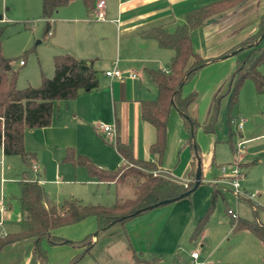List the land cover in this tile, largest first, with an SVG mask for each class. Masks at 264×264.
Wrapping results in <instances>:
<instances>
[{"label": "trees", "instance_id": "obj_1", "mask_svg": "<svg viewBox=\"0 0 264 264\" xmlns=\"http://www.w3.org/2000/svg\"><path fill=\"white\" fill-rule=\"evenodd\" d=\"M72 1H81L88 13L95 11L98 2V0H42L41 17L47 23L46 34L51 29L49 20ZM249 1L219 0L189 11L182 21L172 28H155L142 34L146 39L155 40L160 48L174 52L169 72L160 69L145 71L146 78L156 90L154 100L143 101L141 104L142 119L156 129V141L150 147L153 161L137 160L132 147L120 139H116L113 146L125 163L116 170L102 169L74 148L66 149L64 161L76 168L87 167L91 176L102 183H115L118 188L130 185L133 188V197L127 199L117 197V201L111 206L84 204L76 198H69L58 204L50 198L38 180L24 176L20 181V195L17 198L21 214L17 222L19 230L0 237V251L15 242L32 239V254L38 264L48 262L47 245L70 244L77 249L82 248L84 253L79 257L81 259L93 247L94 235L75 242L57 236V230L93 218L96 220L98 232H103L115 224L129 222L136 217L134 214L137 211H141V215L149 211V206L178 198L194 188L198 162L201 161L200 148L195 140L200 123L191 116L190 110L197 102L198 93L192 92L184 96L183 88L217 59L236 56L246 50L248 52L246 58L238 61L236 71L228 82L230 95L228 122L231 125L234 121L232 111L238 106L240 90L245 81H252L256 92L264 94V74L260 72V67L264 65V14L259 18L255 32L219 58L206 59L196 53L192 34L209 20L225 15ZM2 36L3 31L0 30V147L5 156H19L27 162L33 154L25 148L26 131L49 127L58 103L74 100L97 90L98 72L93 61L78 59L64 53L53 59L55 69L53 78L43 79L38 87L28 86L19 89L18 71L13 70L11 60L3 54ZM220 101L216 95L209 118L202 125L205 133L214 132ZM173 110L183 117L184 128L188 134L185 146L193 152V181L190 182L180 181L160 168L167 149L168 125ZM231 150L235 153L233 143ZM156 171L159 172L154 174ZM223 191V186L219 184L214 186L210 207L196 224L190 237L191 243H196L203 236L218 200L224 199ZM192 193L184 199H189ZM239 198L248 202L254 219L234 218V214L226 212L225 214L231 217L233 233L249 231L264 245V223L259 221L261 207L252 200ZM175 264L191 263L179 257Z\"/></svg>", "mask_w": 264, "mask_h": 264}, {"label": "rangeland", "instance_id": "obj_2", "mask_svg": "<svg viewBox=\"0 0 264 264\" xmlns=\"http://www.w3.org/2000/svg\"><path fill=\"white\" fill-rule=\"evenodd\" d=\"M213 1L215 0H196L194 4H191V8L200 7ZM41 3V0H0V30L3 31V54L11 60L13 70L18 71L17 87L19 89H25L28 86L38 87L42 84L43 79L53 78L55 75L53 57L56 55L57 50L52 44L51 36L45 33L47 23L41 17ZM80 4L82 3L80 2ZM238 10L232 18L236 24L243 22V25L236 26L237 29L240 26H246L245 29L226 38L214 51L225 53L241 42L243 38L252 34L250 30L252 31V27L255 26L253 21L256 15H259L258 13H262V11L258 12L256 2L243 5ZM247 54L246 50L241 51L238 55L231 56L226 61L224 60V63L217 68L224 71L221 72L222 74L227 73L226 71L230 65H233L231 71H229L230 77L227 76V78L229 77L228 82L236 71L238 61L245 59ZM20 61H23L25 65L21 66ZM260 72L264 74V65L260 67ZM216 73L218 74V71L212 72L209 78L212 75L216 76ZM197 82L201 84L202 92L198 104L194 107L197 109L200 122V127L195 133V140L201 152L202 169L205 171L207 164H212L209 172L211 177L214 178L218 174L215 163L219 164L223 161L232 160L229 163L231 164L236 159L237 155L232 152L231 143L235 145L236 151L239 142L244 140L237 129L240 118L244 114H253L252 121L264 120V95L257 94L252 81H245L240 90L238 106L232 111L234 121L230 125L228 122L230 95H226L229 83L226 84L222 94L219 95L221 90L217 92L218 95L216 94L221 101L214 132L205 133L202 125L207 119L210 101V106L213 102V99L211 100L209 96L206 98L203 94V88H207V80L200 79L198 81V78H194L184 86V91L191 84ZM245 117L249 119L248 116ZM91 130L92 132L89 130V133L84 131L81 134V138H79V141H81L80 147L85 148L98 160L99 155L105 153L104 144L112 146L113 143L97 133V129L95 130L92 124ZM35 132L26 131L25 148L28 152L38 155V165H42L46 173V190L54 202H63L64 199L70 196L91 205L111 206L117 201L114 188L108 189L107 186L100 184L97 179L91 176L87 167L75 168L71 163L64 161L67 146L65 142L61 147L58 146L60 153L53 154L49 150L51 143L45 146L43 137ZM69 132L74 136L77 130L70 129ZM216 148L217 152H215ZM75 149L77 148L75 147ZM244 150V156H241V163L239 164L243 174L244 172L246 174L241 180V185L243 184L245 187L242 186L241 191L258 194L257 200L261 207L259 220L264 222V137L255 139L250 143L245 142ZM192 155V151L188 147L183 148L180 154L178 153V159L182 160L179 164L181 168H183L186 159L192 160ZM3 156V151L0 148V203L3 199L2 196H5L13 212L19 213L20 208L17 198L20 195V181L24 177V172L30 170L35 160L32 157L24 162L19 156H6V161L2 167ZM88 158L95 164L90 156ZM255 158H259V164L249 169L243 168L244 163H249ZM118 165L114 168L98 167L115 170ZM177 170L182 169L178 168ZM176 173L179 177V173ZM204 177H207L206 171ZM118 191V197L122 199L133 197V188L130 185L119 186ZM213 191L214 187L211 183L203 182L192 193L189 200L194 208L193 217L179 232L173 252H168L169 249L165 252H156L154 247V242L165 222L166 213L172 208L168 204L145 211L129 222L115 224L103 232H98L96 220L93 218L61 228L56 231V235L68 241L78 242L89 235H95L97 232L99 234L94 239L93 247L81 259L79 257L84 253L82 248L77 249L70 244L47 245V264H175L179 257L194 264L193 251L199 253V258L195 264H264V246L262 242L249 231L236 234L232 231L231 217L227 216L226 212L235 214L237 218L249 220L254 219V215L248 202L244 199L241 200L236 190L229 184H226L223 191L224 199L220 198L216 204L204 235L196 243L190 242L195 223L205 215ZM9 227L8 229H10ZM12 229L10 233L14 232ZM62 247H67V250L72 252L73 255L70 256V253L62 251L60 249ZM164 249L167 248L164 246Z\"/></svg>", "mask_w": 264, "mask_h": 264}, {"label": "crops", "instance_id": "obj_3", "mask_svg": "<svg viewBox=\"0 0 264 264\" xmlns=\"http://www.w3.org/2000/svg\"><path fill=\"white\" fill-rule=\"evenodd\" d=\"M99 1L101 0H98V2ZM104 1L105 8L103 11L105 14V20H96L94 18L97 4L95 11L93 13H88L81 1L82 4L78 1L70 2L67 6L61 8L53 18L54 33L51 36L52 44L57 50L55 56L67 53L78 59L87 60L89 62L93 61L94 68L98 72L99 88L95 91L84 94L77 99L58 103L55 108V111L57 112L54 111L51 125L46 128L33 129L30 131H32V133L40 131L35 133H38L40 137H43L45 146H47L48 143H51L49 150L53 154H59L58 146L60 145L61 147L63 142H65L67 144L65 149H75L76 147L77 149L75 150H78L77 152L79 154L86 157L90 156L95 161V164L100 167L114 168V166L119 164L117 167L119 168L125 163V161L123 157L118 154L113 144L112 146L104 144L105 153L100 154L97 160L96 157L92 156L85 150V148L82 149V147H80L81 141H79V138H81L80 136L84 131L89 133L90 130L92 132V124L93 128H95V130L97 129V133L103 135L108 141L114 143L115 141L110 140L107 134L99 130L96 125L99 123H115V140L120 139L123 143L130 145L133 149V155L137 160H154L150 152V147L156 141V129L142 119L141 104L143 101L154 100L156 98V90L146 78L145 71L148 69H160L169 72L174 52L172 50L160 48L155 40L146 39L142 34L155 28H172L178 22L182 21L185 14L199 7L191 8V4H194L196 0ZM216 1L219 0L213 2ZM253 2H256L258 12L262 11V13L260 12L258 13L259 15H256V18L253 21L255 22V26L252 27V31L250 30L251 33L255 32L258 20L262 14H264V0H250L246 4L248 5ZM240 8L241 7L229 12L230 14L226 13L225 15L213 18L199 29H196L192 34L195 52L206 59L219 58L223 55L224 52L218 53L214 50L226 38L235 33H240L246 27L240 26L237 29L239 25H243V22L236 24L235 20L232 18L234 13H237ZM248 24L249 22L247 25ZM230 57L217 59L215 62L206 66L195 77L198 78V81H200V79L207 80V88H203L204 97L206 96L207 98V96H209L212 100L220 90L221 92L219 95L222 94V90L226 84H228V79L230 77L229 71H231L233 65H230L226 71L227 73L222 74L221 72L224 71L217 68L224 63V60L226 61V59ZM21 62L23 61H20L21 66L25 65V63L21 64ZM115 65L124 73V75H127L132 71L136 72L138 75L137 79H130L127 77L122 80L109 79L106 77L105 73L113 69ZM216 71H218V74L216 73V76L212 75L211 78H209V75ZM227 76L229 77L227 78ZM201 87L202 86L199 82L191 84L187 90L184 91L183 88V95L187 96L192 92H197L198 99L200 100L199 97L202 92ZM226 95L229 96V93L227 92ZM258 95L263 96L264 94ZM198 99L196 104L191 108L190 114L199 122L197 109L194 108L198 104ZM210 105L211 101L206 121L209 118ZM245 116H248L249 119ZM252 116L253 114H244V116L241 117L244 120V124L242 131L239 133L242 134L241 137L244 141L248 143L264 137V120H258L255 122L254 120L252 121ZM70 129H76V135L73 136V134L69 132ZM187 140L188 134L184 128L183 117L176 110H173L168 125L167 149L160 168L183 182L193 181V155L192 160L186 159V162L182 166L183 168L179 165L182 160L178 159V153L180 154V151H182L183 148H186L185 144ZM0 148L3 151L2 147ZM215 152H217V148L215 149ZM29 153L33 154L32 156L35 161L30 170L24 172V176H28L29 179L32 180H38L46 190L45 170L42 165H38V155L30 151ZM5 161L6 156L4 155L2 157V167ZM231 161L232 160L223 161L219 164L214 162L218 168V174L215 175L214 178L211 177L209 172L212 164H207L205 170L207 177H204L205 171L202 169L201 184L203 182H208L211 183L213 187L219 184L225 189L226 183H223L222 181L224 176L220 169L223 165L229 164ZM259 162V158H255L249 163H244L243 168L249 169L252 166L259 164ZM178 168L182 170L178 171ZM176 172L179 173V177L176 175ZM245 175L244 172V176ZM98 182L107 186L108 189L113 187L115 197H118L119 191L115 183ZM243 188L245 187L243 186ZM212 196L213 193L209 201L210 204ZM257 196L256 202L259 205L260 203L257 200ZM2 197V201L6 206V211L3 215L0 214V227L2 228L0 230V237L9 234L11 228H13L12 231L14 230V232H17L19 230L17 222L21 217L20 212H13L6 197ZM69 198L76 197L70 196L66 199ZM78 200L83 202L81 199ZM56 203L61 204L62 202ZM168 206H171L172 208L166 213V219L160 230L161 232L154 242L156 252H165V250L167 251L168 249V252H173L179 232L183 230L184 226L189 223L193 217L194 208L189 199H182L171 203ZM200 219L196 221L195 226ZM8 227L10 229H8ZM164 246L167 249H164ZM60 249L66 251L68 254L70 253V256L73 255L72 252L67 250V247H62ZM32 251V239L10 244L0 251V264H38L34 260Z\"/></svg>", "mask_w": 264, "mask_h": 264}, {"label": "built area", "instance_id": "obj_4", "mask_svg": "<svg viewBox=\"0 0 264 264\" xmlns=\"http://www.w3.org/2000/svg\"><path fill=\"white\" fill-rule=\"evenodd\" d=\"M104 8H105V1L101 0L99 2H97V9L94 12V18L96 20H105V14H104ZM50 24H51V29L49 31V35L52 36L53 34V28H52V24H53V19L49 20ZM21 64H24V62H21ZM106 77H108L109 79L113 80V79H125L130 78V79H137L138 75L136 72H129L127 75H124V73L117 68V66L115 65L113 67V69L107 71L105 73ZM243 124H244V120L242 118H240L239 123L237 124V129L238 132H241L243 129ZM96 127L103 131L104 133L107 134L108 138L112 141H115V128H116V124L112 123V124H107V123H99L96 125ZM244 145H245V141L241 140L236 148L235 154L236 159L233 163L229 164V165H225L221 167V172L224 176L223 178V183L229 184L231 185L237 192L238 197L241 198H246L249 200L256 202V196L257 194L254 193H245L241 191V180H243V172L240 169L239 164L241 163V156H244ZM159 171H156L154 174H157ZM258 204V203H257ZM6 211V206L3 203V201L0 203V214L3 215L4 212ZM234 218H237V216L234 214L233 215ZM199 258V253L196 252H192V259L194 261V264L196 263V260Z\"/></svg>", "mask_w": 264, "mask_h": 264}, {"label": "water", "instance_id": "obj_5", "mask_svg": "<svg viewBox=\"0 0 264 264\" xmlns=\"http://www.w3.org/2000/svg\"><path fill=\"white\" fill-rule=\"evenodd\" d=\"M194 181H195V186H194V188L191 191H189V192H187L185 194L180 195L178 198L171 199V200H165V201H162L159 204L149 206L148 207V210H153L154 208L159 207L160 205H168V204L177 202V201H179L181 199H184L186 196L190 195L192 192H194L195 190H197L198 187L200 186L201 182H202V166H201V161L200 160L198 162V167H197V170H196L195 180ZM140 213H141V211H137V212H135L134 215L137 216V215H140ZM98 234L99 233L97 232L94 235V237H97Z\"/></svg>", "mask_w": 264, "mask_h": 264}]
</instances>
